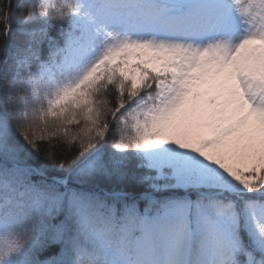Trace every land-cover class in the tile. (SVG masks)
Wrapping results in <instances>:
<instances>
[{"label":"snow or ice","instance_id":"snow-or-ice-1","mask_svg":"<svg viewBox=\"0 0 264 264\" xmlns=\"http://www.w3.org/2000/svg\"><path fill=\"white\" fill-rule=\"evenodd\" d=\"M0 264H264V0L0 6Z\"/></svg>","mask_w":264,"mask_h":264},{"label":"trees","instance_id":"trees-1","mask_svg":"<svg viewBox=\"0 0 264 264\" xmlns=\"http://www.w3.org/2000/svg\"><path fill=\"white\" fill-rule=\"evenodd\" d=\"M9 0H0V6L7 4ZM12 4H15L16 0H10ZM62 25L61 21H57V28L54 30L53 35H56V32L59 30V27ZM66 26V25H65Z\"/></svg>","mask_w":264,"mask_h":264}]
</instances>
